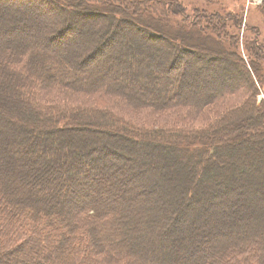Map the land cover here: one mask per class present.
Masks as SVG:
<instances>
[{"label": "trees", "instance_id": "1", "mask_svg": "<svg viewBox=\"0 0 264 264\" xmlns=\"http://www.w3.org/2000/svg\"><path fill=\"white\" fill-rule=\"evenodd\" d=\"M169 2L0 0V121L13 117L16 125L0 123V264H264V158L255 150L264 152V78L249 61L264 51L261 29L248 31L247 61L239 39L214 22L195 20V34H184ZM170 9L184 11L176 0ZM167 16L181 23L163 24ZM87 21V36L101 40L64 47ZM229 21L237 24L229 15L223 27ZM124 35L140 39L135 73L105 53ZM163 47L168 56L158 63ZM182 57L203 69L231 61L244 77L187 92L176 79ZM47 96L64 104L46 103ZM237 96L248 98L236 107ZM112 100L121 113L217 107L221 114L207 133L186 134L127 122L106 106ZM240 195L242 218L229 204L211 219L218 199ZM194 204L207 207L177 226Z\"/></svg>", "mask_w": 264, "mask_h": 264}, {"label": "rangeland", "instance_id": "2", "mask_svg": "<svg viewBox=\"0 0 264 264\" xmlns=\"http://www.w3.org/2000/svg\"><path fill=\"white\" fill-rule=\"evenodd\" d=\"M165 2H169L170 5L167 7L166 11L171 15L176 17L178 20H183L184 22L182 23V29H183V33L187 34L188 33L190 35L195 34L192 30V28L189 27V25L195 21L198 20L201 21L203 23L204 26H211V24L214 22L216 25H218L219 28H225L226 33H228L230 36H235L237 39H239L240 45H239V52L244 56V59H249L246 51L244 49H246V43L245 40L246 39H254V35L251 34L250 32H248L252 26L261 29V36L259 37L260 39H262V47L261 49H264V17L261 14H264L263 9L264 6H258L257 4H254V0H176V1H181L183 4V8L184 11H181L179 13H173V10L170 9L173 6V3L175 0H164ZM260 8V9H259ZM260 10H262L260 12ZM165 10H160L159 14L165 13ZM182 15H184L185 17H183ZM212 15H217L218 17L216 19L210 20L209 16ZM229 15L231 16H235V18L237 19V24H234L233 22L229 21V24L226 27H223L224 24H222V20H225L227 18H229ZM204 16V17H203ZM174 17H164L162 20L163 24L166 23H173V22H179L181 23V21H177L176 18ZM202 17V18H201ZM187 18L189 20H187ZM200 18V19H199ZM220 19L221 23H220ZM192 20V21H190ZM91 21H87L86 22V26H83V30L81 31V33L79 34L76 33L75 35L73 34L72 36L76 37V38H72L69 41H67V43H64V47H66L69 43L73 44L72 45H68L70 47V49L76 47L75 45H77V41H80L82 38L86 37L85 40H90L92 41L91 38H93V35L91 36V38L89 36H87L88 34L87 31H85L87 29V24H89ZM160 23V22H159ZM158 23V24H159ZM241 29H239V27H241ZM77 28V26H75ZM165 29H169L168 25H166ZM79 30V29H77ZM171 33L170 35L175 34V31L171 28L170 29ZM181 31L176 32V34H179ZM133 34V33H132ZM251 34V35H250ZM193 38V37H192ZM84 40V39H83ZM93 42L91 43H96L97 41L101 40V38H97L94 36L93 38ZM124 43L122 46H112V47H108L107 51L105 52L107 55L112 54L113 55V61L119 62L120 60H123L121 63H116L119 64L120 66H128L125 67L127 69H130L131 72L137 71V66L138 63L137 61L139 60L137 58V56H135L134 53V47L136 45V43L140 42V39L137 38L136 36H131L129 38H127V36L124 35L123 37ZM190 43L191 45L193 44L194 46H199L198 44H203V43H198L193 41L192 39H190ZM230 42V40H226V42ZM136 42V43H135ZM90 43V44H91ZM133 43V44H132ZM245 43V45H244ZM87 46L86 50L81 52V56L80 57H85L87 56V51L92 47V45ZM131 45V46H130ZM134 45V46H133ZM67 46V47H68ZM151 47V46H149ZM162 47V46H161ZM160 47V48H161ZM153 48V47H151ZM203 48V47H201ZM204 49V48H203ZM145 50V47H144ZM150 52H153L155 50L153 49H149ZM258 55L256 54L255 57H253L251 60H249L250 62H252L255 65H259L260 68L258 69L259 71H261L260 76L263 73V78H264V54L262 50L257 49ZM142 55V54H140ZM155 61L160 63L164 60H166V52L163 49H159V51L157 52V55H155ZM116 59V60H115ZM151 61V60H148ZM262 62V63H260ZM110 63H108L107 65H109ZM123 64V65H122ZM202 64L201 62H197V61H193L190 58L187 57H182L180 63H179V67L175 70V72L179 71L180 73H178V75L176 76V79H180L183 78L184 81L187 83V87L185 89V91L187 92H191V91H196L199 90L197 87H200V89L205 90L206 92L212 88V85H217V86H232L234 83H236L239 79H242L244 77V75L238 70L235 69V67H233V63L231 61H223L221 62L220 65H215V66H209L208 68H202ZM115 65V64H113ZM186 68L188 73H186V75L181 76V72L182 69ZM175 78V77H174ZM171 81H173V77L170 78ZM220 84V85H218ZM222 85V86H221ZM201 91V90H199ZM262 94L260 95V97H262V100L264 101V90L262 89ZM203 93V92H202ZM200 93V94H202ZM56 98L54 96H47V99H44V101L46 103H54V102H61V104H64V100L63 98ZM236 98L233 101V105L237 104L236 107L242 106L245 103V100L248 97L245 96H237V97H233ZM69 99H73L68 101L69 104H74L76 103V99L74 98H69ZM83 100V99H80ZM84 101L89 102V99H85ZM67 102V100L65 99V103ZM106 103V102H105ZM117 103V104H116ZM121 105L120 103L116 102V100H112L109 103H107L106 106L110 107V110L114 113H119V116L123 117L126 119V121H130L131 123L135 124V125H139V126H146V127H150L153 129H163V128H170V127H175V128H182L185 129L183 131H186V134H190V133H198L200 132L199 130H201L202 132L207 133L208 130H206L207 128H209V126L211 124H216L217 122V117L218 114H221V110L219 111L217 107H210L208 109H206L205 111L201 112V113H197L195 111L192 110H180V111H176L175 110H164V111H158V113H154V112H150L149 110H140V109H134V108H128V112L125 113H121L119 111V109H117L116 106ZM222 106V105H221ZM220 108V107H219ZM136 110V111H134ZM156 112V111H155ZM249 115V114H248ZM245 115V116H248ZM243 117V116H242ZM9 121L11 122V125L7 128H10L11 126H16L14 125L13 122V117H5L2 118V120L0 121V123L3 125L5 123ZM248 117L245 118L244 121H248L247 120ZM243 121V122H244ZM5 122V123H4ZM243 128H246L245 123L243 124ZM14 129V128H13ZM189 129V130H188ZM211 129V128H210ZM248 129H244L243 131H247ZM233 146H235L234 144H227L225 146V148L228 150L230 148H232ZM96 147V146H94ZM101 148V147H100ZM233 150V149H231ZM258 153V155L260 157L264 158V152L262 150L259 149V147H257L255 149ZM234 151V150H233ZM245 151V150H244ZM240 153V151H238ZM152 154V153H151ZM262 162V161H261ZM264 163V161H263ZM144 169H142L141 171H143ZM165 187V186H163ZM162 191H164L163 188H161ZM166 189V187H165ZM224 198V197H223ZM225 199H218L217 200V205L214 208L215 212H213L212 218L216 220L217 217H220L218 214L219 210H225L228 207V205L230 204V207L236 211L239 212L240 214V218H242V216L244 215L243 212L238 209V203L239 205L243 204V200L244 198L240 195V196H232L231 201H224ZM207 206L203 205L200 208V204H194V205H190V207L187 209H185L186 213H189L190 216L189 218H185L184 219L182 217L179 218V220H182L179 222V224L177 226H183L181 225L182 223L184 225L188 224L189 221L192 220L193 216L195 215L196 211L201 210L202 208L205 209ZM184 205L182 206V208H180L179 206L173 208L172 212H171V218H174V220H176V217L178 215H180V213H182L181 211L183 210ZM233 213V210H228V212L226 214H230L229 216H231V214ZM192 216V217H191ZM240 223H242V220ZM187 219V221H186ZM178 220V218H177ZM189 225V224H188ZM170 234L173 235L176 238V240H178L177 234H179L177 229H172L170 230ZM209 235H206V237H208ZM175 243V242H173ZM172 243V244H173ZM24 259V258H23ZM22 259V260H23ZM23 264H34L33 260H29L28 262H23Z\"/></svg>", "mask_w": 264, "mask_h": 264}, {"label": "built area", "instance_id": "3", "mask_svg": "<svg viewBox=\"0 0 264 264\" xmlns=\"http://www.w3.org/2000/svg\"><path fill=\"white\" fill-rule=\"evenodd\" d=\"M254 4H257L258 6H264V0H254Z\"/></svg>", "mask_w": 264, "mask_h": 264}, {"label": "water", "instance_id": "4", "mask_svg": "<svg viewBox=\"0 0 264 264\" xmlns=\"http://www.w3.org/2000/svg\"><path fill=\"white\" fill-rule=\"evenodd\" d=\"M260 100H262V97H259Z\"/></svg>", "mask_w": 264, "mask_h": 264}]
</instances>
